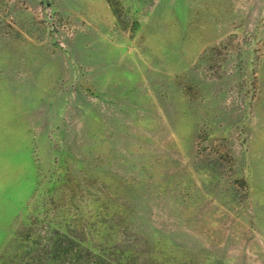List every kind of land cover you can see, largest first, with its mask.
I'll return each mask as SVG.
<instances>
[{
  "label": "rangeland",
  "instance_id": "rangeland-1",
  "mask_svg": "<svg viewBox=\"0 0 264 264\" xmlns=\"http://www.w3.org/2000/svg\"><path fill=\"white\" fill-rule=\"evenodd\" d=\"M264 264V0H0V264Z\"/></svg>",
  "mask_w": 264,
  "mask_h": 264
},
{
  "label": "trees",
  "instance_id": "trees-1",
  "mask_svg": "<svg viewBox=\"0 0 264 264\" xmlns=\"http://www.w3.org/2000/svg\"><path fill=\"white\" fill-rule=\"evenodd\" d=\"M95 264H109V262L105 260H97Z\"/></svg>",
  "mask_w": 264,
  "mask_h": 264
}]
</instances>
